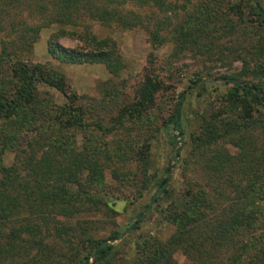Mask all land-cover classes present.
I'll return each mask as SVG.
<instances>
[{"label":"rangeland","instance_id":"374dc122","mask_svg":"<svg viewBox=\"0 0 264 264\" xmlns=\"http://www.w3.org/2000/svg\"><path fill=\"white\" fill-rule=\"evenodd\" d=\"M168 1L178 6L174 12L126 6L125 10L140 17L141 24L124 29L93 21L77 27L49 25L24 0H0V54L7 73L9 64L18 60L45 64L63 75L64 94L39 85L38 102L58 108L67 103V95L76 94L87 129L74 131L70 146L85 150L102 166L107 155L109 160L114 159L102 167L101 179L89 180L86 173L81 175L83 185L79 190L89 199L87 211L72 218H56L69 234L46 239L53 246L54 256L49 253L50 258L37 264H82L92 247L89 239L109 243L119 233L108 264L133 263L140 243L152 238L165 241L174 232L152 201L163 179L168 180L164 189L173 188L175 196L186 202L188 193L208 191L213 185L234 199L237 185L245 191L253 173L264 177V108L248 100L229 98L231 87L214 80L239 75L247 83H256L254 73L264 66V25L256 22L248 0ZM259 1L264 8V0ZM26 27L39 28L31 45L23 43L22 35L32 38ZM61 28L91 40H113L115 54L121 59L118 74H110L103 64L71 65L53 59L47 52V41ZM59 44L67 49L84 46L70 37L61 38ZM145 74L156 82L154 103L147 114L140 118L126 116L124 126H119L118 112L135 102ZM196 81L199 84L193 85ZM183 93L187 97L181 137L167 121ZM234 125L239 127L235 133L228 127ZM42 129L24 137V148ZM173 136H177L176 144ZM36 139L40 140L39 135ZM145 146L144 162L138 152ZM37 152L39 155L41 150ZM0 154L3 165L13 163L11 151ZM219 156L228 161L213 178L208 174ZM98 199L100 202L94 205ZM169 201L165 199L162 207ZM261 207L264 210V204ZM136 221L138 228L133 226ZM86 239L87 244L83 243ZM173 261L189 264L179 249Z\"/></svg>","mask_w":264,"mask_h":264},{"label":"trees","instance_id":"16d2710c","mask_svg":"<svg viewBox=\"0 0 264 264\" xmlns=\"http://www.w3.org/2000/svg\"><path fill=\"white\" fill-rule=\"evenodd\" d=\"M24 1L29 9L41 14L45 24L71 27L93 21L129 29L137 27L141 21L136 13L124 9L128 5L164 12H174L178 7L168 0ZM248 1L256 22L264 25V8L260 1ZM5 5L7 8L10 2ZM180 8L184 9L183 6ZM26 32H30L32 38L22 35L23 43L31 45L39 28L26 27ZM63 37L78 40L84 46L67 49L59 44ZM115 50L116 44L110 38L91 40L82 33L64 28L51 34L47 41V52L53 59L71 65L103 64L112 75L118 74L121 65ZM254 74L256 83H247L239 75H224L214 80L231 87L229 98L248 100L264 108V66ZM39 85L65 92L63 75L47 65L16 60L9 64L7 73V64L0 54V153L8 150L14 156L10 166L0 161V264H37L50 258L49 253L54 256L53 246L46 239H59L60 235L69 234V229L60 225L56 218H72L87 211L85 204L89 199L79 190L83 185L81 175L86 173L89 180L101 179L102 167L109 160L107 155L102 166L99 159L85 150L78 151L70 146L74 142L73 132L87 129L84 111L77 105L78 96L67 95V103L58 108L46 106L37 100ZM157 90L155 80L145 74L135 102L118 112L116 124L124 126L126 116L140 118L147 114ZM186 97L187 93L180 95L167 121L181 137ZM228 127L234 133L239 130L237 125ZM41 128L42 131L37 132L40 140L35 134L24 148V137ZM97 128L100 130L102 126ZM176 139L177 136H173L174 144L178 142ZM38 150H41L39 155ZM147 150L145 146L138 152L141 161H146ZM226 158L217 157L218 163L214 162L208 175L213 174L216 178L215 173L220 172L228 161ZM249 178L245 191L237 185L234 199L213 185L208 191L188 193L186 202L175 196L173 188L164 189L168 180H161L158 183L160 190L152 201L162 220L172 226L174 232L165 241L152 238L140 243L138 257L131 264H176L173 255L178 249L189 264H264V210L261 207L264 204V177L253 173ZM74 185L77 188L73 189ZM165 199L170 201L162 207ZM100 200L93 201L94 205ZM102 206L109 210L106 203ZM99 208L97 211H101ZM138 223H134V228H138ZM120 237L121 233L113 235L109 243L89 239L92 247L84 255L82 264H108ZM83 243L87 244V239Z\"/></svg>","mask_w":264,"mask_h":264}]
</instances>
